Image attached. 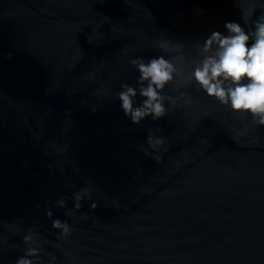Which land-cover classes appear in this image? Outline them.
<instances>
[{"label":"water","instance_id":"obj_1","mask_svg":"<svg viewBox=\"0 0 264 264\" xmlns=\"http://www.w3.org/2000/svg\"><path fill=\"white\" fill-rule=\"evenodd\" d=\"M240 15L235 0H0V264L29 231L39 264H264V127L194 88L166 89L177 107L140 125L114 98L158 38L191 44ZM150 130L166 144L146 155Z\"/></svg>","mask_w":264,"mask_h":264},{"label":"clouds","instance_id":"obj_2","mask_svg":"<svg viewBox=\"0 0 264 264\" xmlns=\"http://www.w3.org/2000/svg\"><path fill=\"white\" fill-rule=\"evenodd\" d=\"M235 2L242 23L227 21L223 32L214 30L191 44L162 36L155 45L160 55L136 56L129 60L138 74L136 82L122 83L114 98L132 125H140L148 118L159 121L177 107L178 98L166 91L171 87L174 90L194 88L229 112L249 117L253 125L264 127V0ZM185 97L190 94L181 92V98ZM92 111H96L95 107ZM146 143L148 147L143 150L150 155L164 148L166 138L150 130ZM153 158L161 159L159 155ZM91 198V188H81L73 193V208L79 211L81 201ZM66 201L67 197L61 196L56 204L64 208ZM95 207L93 202L90 208ZM45 214L50 219L53 217L50 208ZM72 214V209L65 213ZM51 227L58 230L61 237L72 232L67 220L52 219ZM37 237L38 233L32 231L23 236V243L28 247L15 264H39L43 249ZM56 260L57 257L51 255L48 264H56Z\"/></svg>","mask_w":264,"mask_h":264}]
</instances>
